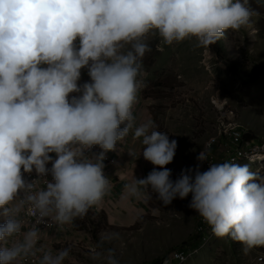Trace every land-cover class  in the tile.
I'll return each mask as SVG.
<instances>
[{"label": "clouds", "instance_id": "9594fccd", "mask_svg": "<svg viewBox=\"0 0 264 264\" xmlns=\"http://www.w3.org/2000/svg\"><path fill=\"white\" fill-rule=\"evenodd\" d=\"M254 15L249 0H0V264L37 252V264H65L71 248H38L37 225L71 224L99 204L110 191L106 153L130 132L157 166L134 187L164 205L191 194L189 207L215 236L241 243L245 253L264 247V175L225 161L183 169L173 181L165 166L177 141L153 120L137 124L133 112L149 35L167 45L187 38L212 45ZM93 146L102 151L90 155ZM197 160L208 161L207 153ZM33 171L46 178L44 187L25 179ZM25 212L36 215L27 230ZM109 240L101 234L90 259L119 264L104 247Z\"/></svg>", "mask_w": 264, "mask_h": 264}, {"label": "rangeland", "instance_id": "374dc122", "mask_svg": "<svg viewBox=\"0 0 264 264\" xmlns=\"http://www.w3.org/2000/svg\"><path fill=\"white\" fill-rule=\"evenodd\" d=\"M246 30L247 27H243L239 31L228 30L231 35L230 39H223L224 43L230 44L229 47L236 52L237 62L231 60L229 55H227L228 59L221 60L217 53L213 52L212 45H200L195 38H187L182 42L167 45L163 43L158 34L149 35L147 42L151 51L146 53L143 58L142 75L139 79L144 82L145 86L141 92L145 98H149L154 117L162 118L165 113L172 118L177 114L175 113L176 106L191 105L190 109L198 110L197 115L193 112V118H189L192 123L196 118L202 117L206 109L203 102V106L199 105L202 91L213 90L219 94L214 98L226 102L225 110H233L237 119L258 118V116L264 118V61L260 57L258 58L263 51L259 49L260 42L258 41L256 48H252L250 45L252 44L249 41L250 35L258 36V31L248 30V33H245ZM263 43L261 42V44ZM196 67L210 71L199 73L196 72ZM212 107L215 108L212 116L217 118L218 122L224 121L225 118H218L223 114V111H218L215 106ZM201 109L202 111H200ZM245 112H250V117L244 114ZM255 113L257 116L253 117L252 114ZM218 149L222 152L219 147H216V151ZM220 153H218V163H221ZM222 154L223 160H225V155L223 152ZM249 166L253 171H256L254 166ZM156 197L157 194L151 195L152 201L163 206V203L158 202ZM190 201L191 194L187 197L186 208H184L187 222L193 219V214L196 215V211L189 207ZM156 204L150 206L158 208ZM3 222V217H0V224ZM136 227L128 229L126 234L120 233L113 236L108 231L110 229L115 231L114 228L106 224V227L102 229L96 227L93 231V233L97 232V238L93 236L92 231L78 232L80 230L77 228L72 232L61 233L58 236L57 231H54L45 235L37 247L51 250L70 247V257L65 261V264H103L102 261L90 259L88 254L103 234L110 238L104 247L114 249L119 264L156 263L157 259L162 256L161 251L158 250L159 247L167 245L157 243H162V241L155 240V232L161 231V235L164 237L166 231L161 228L160 230L153 228L149 232L142 233L139 232L141 228ZM173 233L175 232L173 231ZM199 245L201 246L202 242ZM171 246L177 245L173 243ZM262 250L263 247H255L245 253L241 243L230 237L214 236L208 244L202 249L200 248L199 253L195 254L187 264H256Z\"/></svg>", "mask_w": 264, "mask_h": 264}, {"label": "crops", "instance_id": "0c3cea01", "mask_svg": "<svg viewBox=\"0 0 264 264\" xmlns=\"http://www.w3.org/2000/svg\"><path fill=\"white\" fill-rule=\"evenodd\" d=\"M250 7L255 11L256 15L251 18L250 25L247 26L245 33L249 31H258V36L253 34L250 35L249 41L252 42L251 47L256 48V42H260L259 49H262L260 57L264 61V0H254L251 2ZM263 28V29H262ZM254 33V32H253ZM231 43V42H229ZM230 44L225 43L226 52L231 60H236V52L229 47ZM228 59V58H227ZM80 83H84L89 80L87 71L83 72ZM210 70L203 69L201 67H196V72L203 73ZM219 96L217 91H202L201 100H199V105L202 102L206 105V109L203 112V116L196 118L192 123L189 118L192 117V113L197 115L198 110L190 109V106L178 105L175 107V115L171 118L169 115L165 114L162 118H155L152 114L153 108H151V102L149 98H145L143 93L140 91L138 95V101L134 106V116L136 117V123L139 124L145 120H153L159 127L158 130L166 131L169 134V139H175L177 141V149L173 159V162L166 165L165 167L171 170V178L175 181L181 171L187 168H195L198 165L197 156L203 149L207 139L215 135L220 127L218 119L212 116L213 108L211 104L212 98ZM193 98V97H192ZM203 106V105H202ZM202 111V109L200 110ZM191 112V113H190ZM189 113V114H186ZM248 117H250V112H245ZM257 114H252L254 117ZM219 118V117H218ZM239 124L245 126L249 132H251L250 142L256 144L260 142V138L264 135V118H234ZM119 148L114 151H109L115 154L118 162L113 166H108V173L110 177V191L104 197V199L97 205L90 208L86 215H94L99 217L100 215L105 216V223L115 231L109 230L108 232L115 234H126L128 229L141 228L139 232L144 233L151 231L150 229H164L166 232L164 237L159 233L155 232V240L162 241L157 242L158 244H166L167 246L159 247L161 251L160 257H165L170 254V252L178 250L177 248L185 244L186 248L191 249L201 244V240L196 232L197 227V212L196 215L193 214V219L190 222L186 220L185 205L187 197L180 199L175 198L171 204L168 205H157L155 201H152L150 190H146L143 187H134L133 181L135 178L143 179L147 174L153 170L154 166L151 162L146 161L143 158L141 150L143 145L141 140L136 139L130 132L123 140L119 141ZM129 150L135 151V157L129 156ZM221 151H215L216 162L218 163V153ZM141 153V155H140ZM221 154V163L225 162L223 160V154ZM55 157V154H51ZM241 164H248L243 162ZM249 165V164H248ZM51 164L48 165V167ZM161 170V169H157ZM158 202H162L158 200ZM163 203V202H162ZM157 205L158 208L151 207L152 205ZM151 205V206H150ZM183 206V207H182ZM89 213V214H88ZM84 215L79 217V220H74L73 229L66 230L64 232L57 231V236L61 233L72 232L75 230L76 223L77 226H81V221H86ZM100 219V217H99ZM96 219V220H99ZM144 221V222H142ZM189 228V230H187ZM102 229V228H98ZM146 229V230H145ZM79 230V229H78ZM120 232L118 233V231ZM86 230H80L82 232ZM107 231V230H101ZM173 231L175 233H173ZM138 232V231H137ZM53 233V232H50ZM49 233V234H50ZM133 233V232H132ZM180 233V234H179ZM175 243L177 246L172 247L171 245ZM184 246V247H185ZM159 257V258H160ZM19 264H21L19 262Z\"/></svg>", "mask_w": 264, "mask_h": 264}, {"label": "built area", "instance_id": "2783aa9c", "mask_svg": "<svg viewBox=\"0 0 264 264\" xmlns=\"http://www.w3.org/2000/svg\"><path fill=\"white\" fill-rule=\"evenodd\" d=\"M211 104L215 106L218 111H223V114L219 116V118H225V120L219 122L220 127L217 133L210 136L205 142L204 147L201 151L204 150L207 153L208 161H198L200 170L206 171L210 163H216L215 151L216 147H219L224 153L226 161L236 162L239 164L246 162L249 165L254 166L256 172L264 174V135L260 138V142L252 144L245 138L246 135L250 133L249 130L246 129L242 124H239L235 121V112L233 110H225L226 102L219 101V99L217 98H212ZM118 144L119 142L117 143L116 148H119ZM100 151H102V149H100L99 146H93L91 153L89 154L91 155L92 153H99ZM117 162L118 159L115 154H112L110 152L106 153V158L104 159L103 163L105 165L104 174L107 177H109L108 166H113L117 164ZM24 177L28 181H33L38 178L35 171H33L31 174L25 173ZM47 179L50 180L51 176L49 175ZM36 182L38 187H44L46 178H38ZM22 216L26 225L24 230H27V227H30L36 223L35 213L25 212L22 213ZM197 220L198 223L196 232L199 236L198 240L202 241V245L200 246L198 244L196 247H193L191 249H178L172 252L168 257L162 259L159 263L153 264H187L195 254L199 253L200 248L202 249L206 244H208L215 235L212 233L209 225L198 215V213ZM73 223L74 222L63 226H57L51 222H42L38 224L37 226L40 229V240L38 241L37 246L41 243L42 238H44V236L49 234L50 232L73 229ZM38 258L39 253L37 252L36 256L23 259L20 261V263L37 264ZM256 264H264V247L256 260Z\"/></svg>", "mask_w": 264, "mask_h": 264}, {"label": "trees", "instance_id": "16d2710c", "mask_svg": "<svg viewBox=\"0 0 264 264\" xmlns=\"http://www.w3.org/2000/svg\"><path fill=\"white\" fill-rule=\"evenodd\" d=\"M254 0H249V4L251 3V2H253ZM263 29V28H262ZM262 32H264V29L262 30ZM230 34H229V31H226L225 32V35L220 39V40H218L215 44H212V46H211V48H212V50H213V52L216 54L217 53V55L220 57V59L221 60H225V59H227L228 58V56H227V52H226V49H225V46H224V44H223V39L224 38H226V39H230ZM235 66V65H234ZM264 69V68H263ZM250 136H251V134H248V135H246V140L247 141H250ZM90 210V209H89ZM88 210V211H89ZM89 214V213H88ZM100 217V219H99V222H96V217L94 216V215H86L85 216V218H86V221H84V220H82L81 221V226L79 227V226H77V223H76V227H77V229H79V230H89V231H92V233H93V231L95 230V228L96 227H100V228H104V227H106V223H105V216L102 214V215H100L99 216ZM98 217V218H99ZM80 218L78 217L76 220H79ZM93 236L94 237H96L97 238V232L95 231L94 233H93ZM185 246V244H182V245H180L177 249H185L186 248V246ZM176 251V250H175ZM172 252H174V251H172ZM172 252H170V254L172 253ZM170 254H168V255H166L165 257H163L162 259H164V258H166V257H168ZM160 259V260H159ZM159 259H157V261H156V263H159L162 259L161 258H159ZM153 264V263H152Z\"/></svg>", "mask_w": 264, "mask_h": 264}]
</instances>
